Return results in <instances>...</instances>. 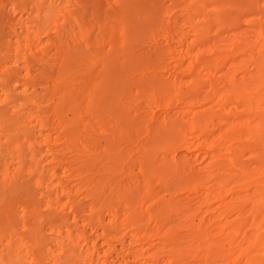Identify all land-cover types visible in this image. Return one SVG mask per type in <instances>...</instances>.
I'll return each mask as SVG.
<instances>
[{"label":"bare ground","instance_id":"6f19581e","mask_svg":"<svg viewBox=\"0 0 264 264\" xmlns=\"http://www.w3.org/2000/svg\"><path fill=\"white\" fill-rule=\"evenodd\" d=\"M121 259L264 264V0H0V264Z\"/></svg>","mask_w":264,"mask_h":264},{"label":"rangeland","instance_id":"374dc122","mask_svg":"<svg viewBox=\"0 0 264 264\" xmlns=\"http://www.w3.org/2000/svg\"><path fill=\"white\" fill-rule=\"evenodd\" d=\"M252 18V16H250L249 18H248V20H250ZM242 30H245V31H253V26L252 25H249V24H245V25H243L242 26ZM99 247H103V244H102V241H99ZM119 248H121V246H119ZM122 259H121V264H124V261H123V263H122ZM131 264V263H130Z\"/></svg>","mask_w":264,"mask_h":264}]
</instances>
